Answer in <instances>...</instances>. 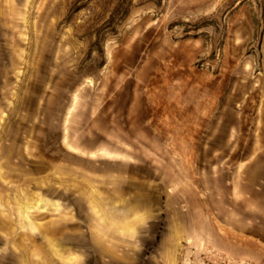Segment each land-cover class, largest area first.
Wrapping results in <instances>:
<instances>
[{
	"label": "rangeland",
	"instance_id": "obj_1",
	"mask_svg": "<svg viewBox=\"0 0 264 264\" xmlns=\"http://www.w3.org/2000/svg\"><path fill=\"white\" fill-rule=\"evenodd\" d=\"M0 264H264V0H0Z\"/></svg>",
	"mask_w": 264,
	"mask_h": 264
}]
</instances>
